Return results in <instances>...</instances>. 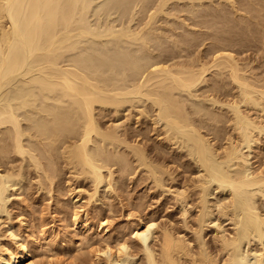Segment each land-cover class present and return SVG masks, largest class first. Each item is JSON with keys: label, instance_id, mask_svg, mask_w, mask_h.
<instances>
[{"label": "bare ground", "instance_id": "6f19581e", "mask_svg": "<svg viewBox=\"0 0 264 264\" xmlns=\"http://www.w3.org/2000/svg\"><path fill=\"white\" fill-rule=\"evenodd\" d=\"M151 1L152 0H150V2L149 0H136L134 2H137L135 4L136 6L140 5L138 8H140L139 10L142 12L140 11L141 14L139 13V16L141 17L142 15V18L144 19L143 22H140L142 19L138 21L140 23L136 30L134 28L133 31L131 30V27L130 29L126 27L123 29L124 31L119 29L120 32H116L115 29L113 30L111 28L112 31L109 28L110 30L107 29L105 32L106 34L108 33L107 36L110 37L115 35L118 39L126 38L122 40L124 42L126 40L127 43L130 39L132 42L134 40V42H138V47L139 43L143 45L145 44L144 46H140L142 48L149 45L151 47H149L150 49L148 50L150 52L147 51L148 53L145 52V54H142L143 56L139 57L137 56V51H134L135 53L133 52L132 47H130L132 51L126 49V51H123V49L122 54L118 52L121 56L116 54V60L118 58L117 61L120 62V57L121 63L128 68L127 71L130 70L129 72L131 74L130 75L126 72L128 73L129 80L125 78L126 81H122L121 83L118 79L122 76L116 78L115 75L117 74L113 75L114 77L111 75L115 72L114 68L113 72L112 70L110 71L112 72L111 74H107V68L109 69L111 67L109 65L110 63L108 64L109 67L108 65L106 68L103 66V59L108 52H105V55L103 53V59H101V56L99 57L100 54L97 56V50L95 49V51L93 46L95 52L92 54H94L95 59L97 58L96 62H98V64H96L94 58L91 59L88 56L86 57L87 53L85 54V51L82 52L81 55H78L81 51H79V49H81L82 46L78 49V45L80 44L79 40L76 41L74 38L85 37L84 40H86V38L88 39V37H86L87 35H90L93 38L96 37V34L100 35L99 37L105 36V33H96L97 31L92 32L90 28H86L88 25L85 26V18L86 15L88 16V11L90 10L89 0H0V91L5 85H9V83H11L12 80L14 81L15 77L19 75L24 77L33 75L30 80L28 79V82L20 83L21 87L18 86L16 93L14 90V94H11L15 96L14 99L17 100V103L18 99L21 100L19 104L16 103L19 106H12L10 104L4 106L3 104L0 105V127L3 125L5 126V124L12 126V132L14 131L12 134L15 135V143H13L15 146V153L17 152V154L19 153L20 155L25 154L26 150L22 145L23 143H21L24 131L17 111L26 107H29V109L32 108V106L36 107L35 105L37 104L40 105L37 107L40 109L38 110L41 113H44V117L40 116L38 117L39 119H35L34 116L37 114L32 118L31 113V117L24 118L30 123V126L28 125L27 127L29 128L27 129L33 131L32 133H34V137H38L36 139L43 141L40 142L43 143L44 153L41 152V157L39 156L40 158H38V155L32 156L34 160L38 159V163L35 160L37 166L41 167L42 163L40 160L46 158L48 161L46 172L48 171L51 175H55V170L57 171L58 169H56V163L58 165L59 163L55 161L57 157H55V159L53 157L55 152H60L58 156H63V159L68 162L67 164L70 165V168L75 170V176H79L80 174H90L91 179L94 178L93 181L95 180L96 185H98L104 181V177L106 176L103 174L104 169L109 170L112 179L114 173L112 168H115L112 166H116L117 160L114 162L116 158L113 159L111 156L105 157L100 161L96 160L89 150L90 143L95 141L94 138L103 142L104 145L107 142H110L111 144H116L117 147L120 146V148L124 147L125 149H130L137 156L136 158L143 162L145 161L146 149H144L143 144H139L140 141L139 143H133L130 140L128 142V138L130 137L126 139L124 134L123 136L122 134L120 135L121 127L118 126L119 124L117 126H106L105 128L100 127L97 119V117L99 118V115L97 116V111L104 112V109L108 107L119 109V107H122L127 102H133L135 99L138 101L140 100V102L141 100H146V102L150 101L152 106L157 110L158 122H164L165 127L163 128H165V130H163L165 132L163 135H165V140H167L171 146L174 144V141H178L179 138L188 143L192 147V154L196 155L200 160L199 163H201L203 169L202 172L205 173V178L203 179V176H200V180L199 178L197 179L198 181L193 180L192 184L184 188L183 192L181 190V194L177 193L178 196L177 194L174 195L175 197H179L175 200L180 202L182 208L181 214L185 217L184 222L186 224L184 223V225L185 227L188 226L190 231L192 230L193 237L188 236L186 232L184 234L179 233L172 227L161 226L160 228L157 226L158 223L156 224L151 220L146 221L139 217V219L136 218L138 221L135 223L136 226L133 231V236L137 239V241H135L138 242V250L140 248L141 251H139L143 253V263L245 264L247 258L243 256L241 252L243 241H247L246 238L250 239L249 235H252V233H254V235L256 234L257 237L259 236L260 239L264 237V215L259 213L256 209L254 204L255 196H253L255 193L252 195L250 192V189L252 188H257L258 190H255L258 192L259 190L264 192V167L259 165L247 169L245 165L247 157H245V154L243 153L244 148H248L249 150L253 144H260L261 137H264V78L263 76H261L262 78L260 76L258 77V74H253V67H251V65L249 66L247 63L243 64L241 62V64L235 55L236 50H234L235 48H233V45L235 47V44L240 41V39L237 40L234 38L237 27L228 28V26L231 25L229 24V18L218 14V12L220 13L218 6L221 5L222 1H225L228 4L229 0H218V3L215 0V3H217L216 6L219 10H210L209 13L211 14L207 12L212 6H207L203 2L204 0H188L190 4L187 5L189 6H176L177 8L173 9L177 12H185L189 16L188 20H193V23L190 21L192 24L187 23L188 25L186 24V27L206 28L207 31H211L210 33H207L205 30L203 33L206 32L207 34H202L200 33L201 31L195 33L192 29L191 32L188 31L187 28L184 30L183 27L184 34L181 36L179 33L180 39L174 40V38H171V41L174 40V47H177V49L179 48V52H176L174 47L170 48L172 46H165V42H162L163 36L158 35L160 38L153 37L155 35H153L152 32L150 33H152L153 36L151 34V36L147 35L149 34L150 26H152L150 24H155L160 13L173 15L175 12L171 10L173 13H169L168 10H165L170 0H158V3L155 2L156 5L158 4L157 7L153 6L155 4H151ZM154 1L157 0H153V2ZM177 1L181 2V0ZM235 1L236 0H231L229 4L232 6ZM185 2H187V0ZM253 2L254 4H241V7L243 6V8H240L239 10L243 9V11L249 13L254 19H257V21L258 19H260V21L262 20L263 22L261 24L264 27V0H258L257 3L255 1ZM147 3H150L154 9L151 5H149V8L145 6L148 5ZM236 3L238 4V1H236ZM128 5L130 6V3ZM123 6L125 7L126 4ZM206 8H208L207 11L205 10ZM138 12L139 11H137V13ZM246 12H243L242 14ZM227 13L229 14V12ZM174 15L176 16V14ZM166 17L168 16L166 15ZM185 17H183L182 20L186 23L188 20H185ZM132 19L134 21V18ZM177 20L179 21V17ZM244 20L246 21L247 19ZM244 20L241 19L239 22L244 24ZM165 21L167 24V20ZM172 23L171 26H174L173 28L175 30L177 22ZM226 24H229L227 28ZM183 25H181V27ZM257 26L261 27L259 25ZM177 27L180 28V26ZM145 28H148V32H144V30H146ZM174 30L171 31L172 35L170 36L175 35L178 37L174 34ZM158 31L154 34H157ZM232 31L235 32L233 35H231ZM162 34L165 35L166 33ZM261 35L263 44L264 31H262ZM170 36L167 34V37L170 38ZM236 36H240V34ZM167 37L165 38L164 36L165 39H167ZM202 38L204 41H206L205 38L211 40L209 44L210 46H208L209 49H207L206 52H204V50L200 51L198 56H196L198 54L197 52L194 57V55H192L194 51L191 50L192 52H190L189 50L190 48H193V46L198 47L199 44L201 46V43L197 45V41L195 40H198L199 42V39ZM243 39L245 38L243 37ZM194 41L196 45L194 44ZM124 42L122 43L123 45ZM113 44H116V42ZM91 45L90 48H92ZM181 45L184 47L180 48ZM152 46L155 48V52H157L156 54H154L155 52L153 51L154 48ZM115 47L117 49L119 46H114V48ZM96 48L98 47L96 46ZM99 48H101V46ZM125 48H127V46ZM76 49L79 51L77 54L74 53L76 52ZM136 49L138 48L136 47ZM82 50H84V48H82ZM91 52L93 51L91 50ZM67 53H73L76 57L72 55L71 58L69 55V59ZM139 54L141 55V52H139ZM207 56H209V58L211 56L210 60H208L209 58H206ZM141 57L143 58L141 59ZM98 58L100 60H98ZM109 58L112 59L111 56ZM115 58L114 60L112 59L113 61L111 60L112 63L114 61L116 63ZM65 60L68 62L66 63ZM92 61L97 66L104 67L107 71L104 68H98L92 63ZM141 61H145V63L143 62L142 64ZM108 62H106V64ZM114 67L119 66L116 65ZM98 69L105 71L101 72L100 70L98 71ZM210 74L215 76L210 79ZM126 75L123 74V76ZM123 78L121 80H124ZM37 97H39V100L41 97V104L38 103L39 100ZM15 100L13 103H15ZM62 104L68 105V107H66L67 111H64L66 109L63 111L61 110L63 109ZM69 108L73 110L75 114L77 113L75 116L78 115V117L74 116L77 120L73 118L74 112H70ZM155 108L153 109L155 110ZM142 112L143 111H139L140 114ZM154 121L157 122V120ZM12 134H10L11 136L9 137H12ZM181 139L180 141L184 142ZM3 150L5 151V149ZM3 153L5 154L7 152ZM190 156L192 157V155ZM122 157V159L118 160L126 162V156L123 155ZM56 160H58V158ZM42 161H44V159ZM179 166L181 165L179 164ZM147 168L150 169L149 167ZM44 170L45 168H43V171ZM150 172H153V176L158 173L159 175L161 174V176H163V173H168V175L172 174L168 162L159 163L152 169V171L150 170ZM156 178L159 177L156 176ZM49 179L51 180L52 177L50 176ZM155 182L157 183V181ZM212 182H215L214 184H217L216 186L218 187H222V189H227V187L231 188L229 196L238 199L240 203V205H238V207L240 206V210H238L243 213V220H241L242 226L239 228L240 230L234 229V232H225L220 222H214L215 224L213 227L216 234L214 235V241H211L213 242V245L205 239L204 235V231L207 228L206 217L211 211L207 202V194L210 192L209 184ZM96 188H98V186H96ZM79 191L81 192L80 189ZM193 191L197 194L195 208L198 209V216L196 225L190 226L191 224L189 225L187 218L189 207L187 208V206ZM2 192L3 191L0 193L1 196ZM94 194H88L90 196L89 200L91 198L93 199ZM0 200H2V197ZM88 204H90V202H88ZM220 207L222 208V206ZM228 208H223L224 210L222 209L225 216L230 212V207ZM89 218L86 213L85 227L91 230L92 225ZM80 220L81 219L78 218V215L73 219V224L78 228L80 226ZM100 225L102 232H105L108 229L103 227L105 225L104 221L101 222ZM151 230L154 231L152 232ZM40 231L41 233L39 232V235H42L43 238L47 240V231L45 229H40ZM150 232H152L153 243L155 242L154 244L151 243L152 245L148 243L149 239L147 237V234ZM23 242L17 240L16 246L14 245L15 247H9L2 244L0 246V264H35V262L31 260L32 250ZM88 242L90 241L88 240ZM103 242L102 246L105 245V241ZM107 242L109 241H106V244ZM117 243L115 249H112V247L108 245L109 243L103 248H96L95 255L98 259L97 261L101 262V260L104 259L106 264H118L123 259L126 261L123 263L136 264L138 260L136 255L138 253L135 251L137 248L133 249V247H131L125 240ZM38 244L36 245L38 246ZM250 246L252 245L250 244ZM248 251L254 254V264H264V251L261 252L257 250V248L252 247H249Z\"/></svg>", "mask_w": 264, "mask_h": 264}, {"label": "rangeland", "instance_id": "374dc122", "mask_svg": "<svg viewBox=\"0 0 264 264\" xmlns=\"http://www.w3.org/2000/svg\"><path fill=\"white\" fill-rule=\"evenodd\" d=\"M125 1L128 3H126ZM135 1L136 0H130V1L129 0H90V10L88 11V16L86 15V18H85V22H86L85 26L88 25L90 27L87 26L86 28H90V30H92V32L97 31L96 33H98V32L105 33L107 31V29H109V28L110 29L112 28L113 30L115 29L116 32L117 31L120 32L121 29H122V31H124L123 29L126 27H128V29H130V27H131V30H133L135 28V30H136L137 26H139V23L143 22L144 19L142 18V15H141V17L139 16V13L141 14L142 11L139 10L140 8H138L140 5L139 6L135 5L137 3V2L134 3ZM172 1L170 0L168 2V4H167L168 6H166L165 10H168L169 13H173L175 11L173 13V15L160 13L157 17L158 18L157 21L156 20H155L156 22L154 21L155 26L152 23L150 24V25H152V26H150L151 31L149 30V34H147V35L151 36L152 33H153V35H155V36L152 35L153 37H159L158 35H161V36H163L162 42L163 43L165 42L164 45L165 46L169 45V47L172 46L170 48H173L175 46V45H173V41L175 39L176 40L180 39V34L182 36V34H184V30H186V28L188 29V31H191V32H192V30L195 31V33L201 31L200 33L207 34L209 32V30L207 31L206 28L201 29L199 27H197V28L190 27V26L186 27V24L190 23V21L193 23V20L190 19V21H189L188 20L189 16L185 12L181 13V12H177L176 10H173L174 8H177L176 6H178V7L189 6V5H187V4H190V2L188 0H187V2H185L186 0L185 1L181 0V2L179 1L180 3L177 0H172ZM216 1H217V3L219 2L218 0H216ZM216 1L215 0H209V1L204 0L203 1L207 6H212L208 10L207 13H209L210 10L216 11L215 9H217V10L220 9V13L217 11L218 14H220L222 16H227L230 20L229 24H231V25L228 24L229 25L228 26L226 24V28H227V26H228V28L237 27L236 31H235L236 33L232 31L231 35H233V33H235L234 38L237 40L240 39V41L238 42L240 45L238 43L235 44V47L233 45V48H235L234 50H236L235 55H236L238 61L240 63L242 62L243 64L247 63V64H249V66L251 65V67H253L252 70L254 69L252 71V73L253 74L255 73V75L258 74L257 75L258 77L263 76V78H264V42L262 44V40H261L262 39L261 33H262V31H264L263 30L264 27L261 24L263 21L262 20L260 21V19H258V21H257V19H254L249 13H247L246 11H243V9H241L242 12H241V10H239L240 8H243V6L241 7V4L242 5H245L243 3L254 4L253 1H255L257 3L258 0H244V1L243 0H241V1L236 0V1H238V4L235 1L234 5H232V6H231V4H229V2L231 0L228 1V4H227V2L222 1L221 5L218 6L219 9L216 6V4H217V3H215ZM91 2H92V4H91ZM120 2H122V3H120ZM149 2H150V0H149ZM151 2H152L151 4H155L153 6L157 7L158 4L156 5V3H158L159 1L157 0V1L153 2V0H152ZM129 3H130V6L128 5ZM125 4H126V6L128 5L127 6L128 8L126 6L125 7L123 6ZM151 4L149 3L148 5H145V6H147L149 8L150 7L149 5H151ZM173 6H175V7H173ZM220 6H221V8H220ZM233 6H235V7H233ZM153 9H154V7H153ZM207 9L208 8H206L205 10L207 11ZM237 9H238V12H237ZM171 10L173 12H171ZM137 11H139V12L137 13ZM230 11H232V12H230ZM227 12H229V14ZM243 12H246V13L242 14ZM174 14H176V16ZM209 14H211V13H209ZM166 15L168 17H166ZM172 16H174V17H172ZM250 16H251V18H250ZM178 17H179V21L177 20ZM183 17H185V20H188L186 23L182 20ZM132 18H134V21ZM168 18H171V19H168ZM243 18L247 19V20L245 21ZM249 18H250V20H249ZM131 19H132V21H131ZM141 19H142V21L138 22ZM164 19L167 20L168 25L166 24V21ZM241 19L244 20L243 22L246 25H244L242 22H239V21H241ZM231 21H232V23H231ZM87 22H88V24H87ZM172 22H175V23L177 22L176 24H177V26H180V28L175 26L176 28L174 30V28H173L174 26H171ZM180 22H184V23H180ZM192 23H190V24H192ZM255 23L261 27H258ZM156 24H157V26H156ZM242 24L245 28L242 26ZM181 25H183V26L181 27ZM255 25L257 28L255 27ZM221 26H222V24H221ZM231 26H233V27H231ZM246 26L249 28V30ZM154 27L155 28L157 27V28L155 29ZM183 27H184V30H183ZM148 28H149V26H148ZM148 28H145L146 30H144V32H146V31L148 32ZM151 28L152 29L154 28V29L152 30ZM172 29L175 31L174 34H176L178 37H176L175 35L170 36V35H172V32H171V31H173ZM125 30H127V29H125ZM205 30L207 31V33L206 32L203 33ZM156 31H158L157 34H154V33H156ZM182 31H183V33H182ZM246 31H248V32H246ZM116 32H115V34H116ZM150 32H152V33H150ZM162 33H164V34L166 33V34L163 35ZM237 33L240 34V36H236V35H238ZM93 34H95V33H93ZM107 34L105 33L104 34L105 36H102V37H99L100 35L96 34V37H94V38L91 37L90 35H87L86 37H88V39L86 38V40L87 41L89 40L88 42L86 40H84L85 37L84 38H79V37L74 38V40H76V41L79 40L80 44L79 43L78 44L80 46L78 45V49H79V47L82 46L81 49H79V51L80 50L81 51H80V54H78V55H81V53L85 51V54L87 53L86 57L88 56L91 59H93V58L95 59L94 54H92V53H94L97 50L96 51L97 56L100 54L99 57L101 56L100 58L103 59V57H102L103 53L105 55V52H108V53H106L105 58L103 59L104 60L103 66H105V68H106L107 65L110 63L109 65L111 67L109 69L107 68V70L109 72L111 70H112V72L115 70V72L109 73L104 67L103 68L107 71V74L112 73L111 74L112 76L117 74V75H115L116 78L118 76L119 77L122 76L120 79H118L119 82L122 83V81H126V79L129 80L128 73L130 74V72H129L130 70L127 71L128 68H126L124 66V64L121 63L120 57H119L120 62L117 61L118 58L116 60V58H115L116 54L118 56H121L120 53L122 54L123 51H126V50L132 51L133 50V52L137 51L136 53H138L137 56L139 57V56H143L142 54H145V52H147L151 47H150V45L147 46L148 48L145 46L144 47L145 49H144V48L140 47L143 44L139 43V47H138V45H137L138 42L136 43V41L134 42V40L132 42V41H130L131 40L130 39V40H128V43H127L126 40H125V42L123 41L126 38L118 39V37H116L115 35L110 37V36H107ZM167 34H168V36H170V38L167 37ZM202 34H200V35H202ZM243 34H245V35H243ZM253 34H254V37H253ZM255 34H256V36H255ZM97 35H98V37H97ZM200 35H198V36H200ZM164 36H165V38L167 37V39H165ZM243 37L245 39H243ZM171 38L172 39L174 38V40L171 41L172 40ZM118 40H120V41H118ZM205 40L206 41H204L203 38L199 39V42H198V40H195L198 42V43L196 42V44L198 45L199 43H201V46L199 44L198 47L193 46L194 49L190 48V50H189L190 52L194 51L192 54V55H194V57L197 54V52H198V54L196 56L199 55L200 51L204 50V52H206L207 49H209L208 46H210L209 44H210L211 40L210 39L208 40L207 38H205ZM244 40H245V42H244ZM195 41H194V44H195ZM93 42H94V45H93ZM115 42H116V44H113ZM123 42H124V45L122 44ZM139 42H141V41H139ZM241 42H242V45H241ZM83 43H84V45H83ZM118 43H119V45H118ZM131 43L133 46L131 45ZM89 44L90 45L92 44L91 45L92 48H90ZM100 44H102V45H100ZM93 46H94V50L96 49L95 51L93 50ZM96 46L98 48H96ZM100 46H101V48H99ZM114 46H119V47H117V49H116V47L114 48ZM126 46H127V48H125ZM128 46H129V49H128ZM130 47H132V50ZM136 47L140 51L138 49H136ZM183 47L184 46L181 45L180 48H183ZM82 48H84V50H82ZM88 48L91 49L93 52H91V50H89ZM103 48H105V49H103ZM78 49H76V52H74V51L73 52L76 54L79 53V51H77ZM174 49L176 50V52H179V50H178L179 48L177 49V47L176 48L174 47ZM86 51H89V52H86ZM153 51L155 52V48ZM153 51H151V52H153ZM90 52H91V54H90ZM118 52H120V53H118ZM139 52H141V55L139 54ZM148 52H150V51H148ZM88 53H89V55H88ZM110 53H112L113 55L115 54L114 58L116 60V63H115V61L112 63L114 58H113V55ZM156 53L157 52H155L154 54H156ZM67 55L70 59V56L72 58V55H74V54L73 53H71V54L67 53ZM74 56L76 57V55H74ZM110 56L113 60L109 58ZM67 58H65V59L68 60ZM142 58L143 57H141V59ZM206 58L208 59L209 56H207ZM206 58H205V60H206ZM210 58H211V56H210ZM210 58L208 60H210ZM96 59H95V62H96ZM66 60H65V62H66ZM98 60H100V59L98 58ZM106 62H108V63L106 64ZM143 62L145 63V61H143ZM143 62H142V64H143ZM92 63L94 65L98 64V62H96V64H95L93 61H92ZM114 63L116 65H118L119 67H114V66H116ZM111 64H114V65H111ZM109 65H108V67H109ZM97 67L103 69L102 66L99 67V65H98ZM121 67H122V69H121ZM113 68H114V70H113ZM101 69H98V71L99 70L101 71ZM105 70H103V71H105ZM103 71H101V72H103ZM126 72H128V73H126ZM123 74H125V75L127 74L126 75L127 77L123 76ZM32 76L30 75V76L24 77L22 75H19V76L15 77L14 81L12 80L11 83H9V85L8 84L5 85V87H3V89H1V91H0V105L3 104V106H4V105L10 104L12 106L13 105L19 106L17 104H19V102L21 100L18 99V103H17V100L14 99L15 96L11 95V94H14V90L16 93V89L18 88V86L21 87V84L23 82H28ZM214 76L215 75L210 74L209 78L211 79V77L213 78ZM122 78L124 80H121ZM10 98H12V99H10ZM37 98L39 100V97H37ZM14 100H15V103H13ZM135 100H133V102L132 101L127 102L125 104L126 106L125 105L122 106L125 108L119 107V109H117L114 107H110V108L108 107V108L104 109V112H100L98 110L97 116L99 115V118L97 117V119L99 121L98 122L99 126L102 128H105L106 126L107 127L114 126V125L117 126L119 124L118 126L121 127V128L119 127L121 129L120 135L122 134V136H123V134H124V137L126 139L128 137H130V138H128V142H129V140L133 143L134 142L139 143V141H140L139 144H141V145L143 144L144 149H146V151H145L146 155H145V161H144L146 164L143 161L138 160V158H136L137 156L130 149L128 150L127 148L125 149L124 147L120 148V146L117 147L116 144H111L110 142H107L104 145L103 142H100V140H98L97 138H94L95 141L93 143H90L89 150L91 151V154L93 155V157L96 160L100 161V160H103L105 157H108V156L113 157V159L116 158L114 160V162L117 160L116 161L117 167L114 165L112 167H115V168L111 167L112 171H114V173L112 175L113 176L112 179L110 177L109 170L104 169L103 174L106 176L104 177V181L98 185H96L95 180L93 181L94 178L91 179L90 174H89L90 176L86 174L88 177L85 174H80L79 176H75L76 175V173H74L75 170L70 168V165L67 164L68 162L65 161V159H63V156L61 157V155H59L62 159L58 156V154H60V152L59 153L55 152L54 157H53L54 159H55V157H57L59 160V161L56 160L57 158L55 159V161L59 163V165L56 163V166H57L56 169L57 168L58 169H57V171L55 170V175L54 174L51 175L48 171L46 172V170H47L46 166L48 163L46 158H43L44 161H42L43 159H41V160L39 159L42 163L41 164L42 168L40 166H37V163H38L37 160L38 159H35L37 161V163H36V161L33 159L32 156L38 155V158H40L41 152L44 153V146L42 145L43 143H41L43 141H41L40 139H36L38 137H36V136L34 137V133H32L33 131L30 129L29 130L27 129V128H29L27 126L28 125L30 126V123L27 122L24 118L25 117H31V113H32V118L35 117V119H39L38 117H40V116L44 117L45 116L44 113L43 112L41 113L39 111L40 109L38 107L40 105L37 104V105H35L36 107L32 106V108H30V109H29V107H26L28 109L22 108L21 110L17 111V114L19 115V118L21 119V122H22L21 125L23 126V131H24L23 132L24 135L22 136V140H21L22 142L21 143H23L22 145L26 150L25 154L20 155L19 153L17 154V152L15 153V146L13 144V143H15V141H14L15 135L12 134L14 132V131L12 132V130H13V128H11L12 126L9 124H5V126L3 125L0 127V152L2 153V154L0 153V158H1L0 159L1 160L0 165H2V166H0V182H1L0 183V193H1V191H3L2 196L0 194V199L2 197V200H0V212H1V214H0V246L3 244L5 246L15 247L17 240H19L21 242L25 241L23 243L24 244L26 243V245H28V247L32 250L31 260L33 262H35V264H51V263H53V264H106L104 262L103 258H102L103 260H101V262L97 261L98 259L95 255L96 254L95 253L96 248H101V247L103 248L104 246H106L109 243L108 245H110L112 247V249H115V246L118 244L117 242H122L125 240V241H127V243L131 247H133V249H136L139 245H138V242H136L137 239L134 238V236H133L134 235L133 231H134V228L136 226L135 223H137L136 221H138L136 218H138V217L142 218L146 221L151 220V221L155 222L156 224L158 223L157 226L160 228H161V226L172 227L175 231H177L179 233L184 234L186 232V234H188V236L193 237V234L191 232L192 230L190 231V228L188 226L185 227V225H184L185 217L181 214L182 208L180 206V202H178V200H175V199L179 198L177 196H178V194H181L180 193L181 190L183 192L184 188H186L187 186H190L192 184L193 180L198 181L197 179L199 178V180H200L202 176H203V179L205 178V173L202 172L203 169L201 167V163H199L200 160L196 155L192 154L193 153L192 147L188 143H186L183 139L179 138L178 141L177 140L174 141V144H172V146L168 143L167 140H165V135H163L165 132L164 131L165 128H163V127H165L164 122L163 121L158 122L157 110L154 106H152L150 101L146 102V100H144V101L141 100V102H140V100L139 101L137 99H135ZM40 101H41V97H40V100L38 102L39 104H41ZM49 103H51V102H49ZM66 107H68V105L64 104L63 109H61V110L63 111L64 109H66L64 111H67ZM36 108H37V110H36ZM153 108H155V110ZM189 108H190V106H189ZM38 111H39V114H38ZM69 111L74 112L70 108H69ZM139 111L140 112L143 111L142 112L143 115H142V113L140 114ZM35 114H37V115H35ZM73 114H74L73 118L78 117V115L75 116L77 113L75 114V112H74ZM100 114L102 115V117ZM138 117H140V118H138ZM75 120H77V118H75ZM154 120H157L158 123ZM100 122H101V124H100ZM25 127H26V129H25ZM10 134H12V137H9V136H11ZM159 134H160V136H159ZM135 136H136V138H135ZM180 139L184 142H181ZM134 140H136V141H134ZM188 146H190V147H188ZM13 147H14V149H13ZM42 148H43V150H42ZM3 149H5V151ZM158 150H159V152H158ZM3 152H7L8 154L7 153L4 154ZM243 153L245 154V157H247L246 158L247 162H245L247 169H251V167H257L259 165H261V167H264L263 166V164H264L263 163L264 162V137H261L260 144H257V145L253 144L249 150H248V148L247 149L244 148ZM3 155H5V156L7 155V156L5 157ZM47 155H48V153H47ZM123 155L126 156L125 157V159H127L126 162L125 161L121 162V160L120 161L118 160V159L124 158V157H122ZM190 155H192V157ZM4 157H5V159H4ZM163 162L169 163L170 168L172 170V174L169 173L171 176L168 175V173L167 174L165 173L166 175L163 173V176H161V174L159 175V173L157 175L153 176V172H150V170L152 171V169L156 165H158L159 163L161 164ZM173 162H175V163H173ZM144 164H145V166H144ZM179 164L181 166H179ZM148 165H150V166H148ZM147 167H149L150 169H148ZM151 167H152V169H151ZM43 168H45L44 171H43ZM48 173H49V175H48ZM50 176L52 177L53 180L49 179ZM156 176H158L159 178H156ZM154 178H156V179H154ZM47 179H49V180H47ZM155 181H157V183ZM159 183H161V184H159ZM212 183L209 184L210 185V188H209L210 192H208V194H207V198H208L207 202H208V205L211 209V211H210L211 214L209 213V215L206 217L207 228L204 231V233H205L204 235H205V239L207 241H209L210 244L213 245V242H211V241H214L213 240L214 235L216 234V232H214V227H213L214 224L220 222L222 225V228L224 229L225 232H234L235 230H240L239 228H241V226H242L241 220H243L242 219L243 213H241L239 211L240 206L238 207V205H240V203H239L238 199H236V198L234 199V198H231L229 196L231 188L227 187V189H225V188L222 189V187L216 186L217 184H214L215 182L213 183V185H212ZM96 186H98V188H96ZM77 189H78V191H77ZM79 189L81 190L82 193L79 191ZM219 189H222V190H219ZM255 189L258 190L257 188L250 189V192L252 195L255 193V195H253V196H255L254 197V201H255L254 204H255L258 212L261 213L262 215H264V192L260 191V190L258 192ZM94 190L96 191V193ZM192 193L193 194H191V199L188 202V206H187V208L189 207L188 208V213H189L188 216L189 217L187 216V218H188L189 225L191 224L190 226L196 225L197 216H198V209L195 208V200L197 198V194L195 191H193ZM88 194L89 195L94 194L93 199L91 198L89 200L90 196ZM176 194H177V196L175 197L174 195H176ZM88 202H90V204H88ZM219 205L222 206V208ZM217 207H218V209H217ZM228 207H230V212L227 214L228 216L227 215L225 216L222 211ZM219 209H221V210H219ZM131 212H132V214H131ZM86 213L88 214V218L90 217L89 221L91 222V225H92L91 230H89L85 227ZM76 215H78V218L81 219L79 228L73 224V219ZM103 221L105 224L103 227L108 228L105 232L103 231L104 233L102 232L101 225H100V223ZM239 223H240V226H239ZM40 229H45L47 231V235H48L47 240H45L42 235H39L41 233ZM152 232L147 234L148 235L147 237L149 239V241L148 240L147 241L150 244L153 243ZM255 235H254V233H252V235L250 234L249 235L250 239L246 238L247 241H243V244L241 245V252H242L243 256H245L247 258L245 264H254V258L255 257H254V254L252 252L248 251L249 247L257 248V250H259L261 252L264 251V237H262V239H260L259 236L257 237V235L256 236ZM88 240L90 242H88ZM103 241H105V245L102 246V244L104 243ZM106 241H109V242H107V244H106ZM34 242L35 243L37 242L36 244L39 243L38 246ZM13 243H15V244H13ZM250 244L252 246H250ZM135 245H136V247H135ZM139 250H140V248H139ZM139 250L137 248L135 251L138 253L136 255V257L138 259L136 264H144L143 263L144 262L143 253L140 252L141 250L140 251ZM250 253H252V254H250ZM102 257H104V256H102ZM123 262H126V261L122 259V261L118 264H126Z\"/></svg>", "mask_w": 264, "mask_h": 264}, {"label": "water", "instance_id": "95a60500", "mask_svg": "<svg viewBox=\"0 0 264 264\" xmlns=\"http://www.w3.org/2000/svg\"><path fill=\"white\" fill-rule=\"evenodd\" d=\"M89 6H90V0H89Z\"/></svg>", "mask_w": 264, "mask_h": 264}]
</instances>
